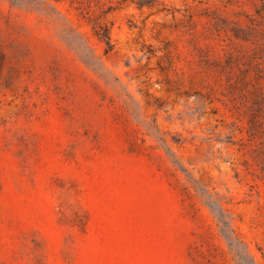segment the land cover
Instances as JSON below:
<instances>
[{
    "label": "rangeland",
    "instance_id": "374dc122",
    "mask_svg": "<svg viewBox=\"0 0 264 264\" xmlns=\"http://www.w3.org/2000/svg\"><path fill=\"white\" fill-rule=\"evenodd\" d=\"M0 264H264V0H0Z\"/></svg>",
    "mask_w": 264,
    "mask_h": 264
},
{
    "label": "trees",
    "instance_id": "16d2710c",
    "mask_svg": "<svg viewBox=\"0 0 264 264\" xmlns=\"http://www.w3.org/2000/svg\"><path fill=\"white\" fill-rule=\"evenodd\" d=\"M121 1H129L140 8L156 2V0H121ZM96 34L99 36L101 40H104L107 45L109 44V35L107 32L106 34H102V35L99 32H97Z\"/></svg>",
    "mask_w": 264,
    "mask_h": 264
}]
</instances>
